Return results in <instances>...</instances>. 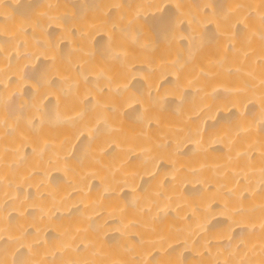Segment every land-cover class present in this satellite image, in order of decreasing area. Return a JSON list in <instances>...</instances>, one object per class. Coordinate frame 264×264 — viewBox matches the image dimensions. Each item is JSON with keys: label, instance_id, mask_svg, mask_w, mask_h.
<instances>
[{"label": "bare ground", "instance_id": "obj_1", "mask_svg": "<svg viewBox=\"0 0 264 264\" xmlns=\"http://www.w3.org/2000/svg\"><path fill=\"white\" fill-rule=\"evenodd\" d=\"M0 264H264V0H0Z\"/></svg>", "mask_w": 264, "mask_h": 264}]
</instances>
